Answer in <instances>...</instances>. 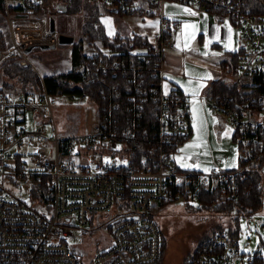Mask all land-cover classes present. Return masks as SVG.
<instances>
[{"label": "built area", "instance_id": "1", "mask_svg": "<svg viewBox=\"0 0 264 264\" xmlns=\"http://www.w3.org/2000/svg\"><path fill=\"white\" fill-rule=\"evenodd\" d=\"M54 1L0 0V17L7 22L13 40L0 51V60L9 57L29 64L28 46L60 42L62 32L56 30L51 10L47 11ZM168 1L205 14L218 13L240 27L234 81L237 94L206 95L203 99L228 119L232 136L237 134L241 154L234 168L214 164L208 171L183 169L176 162L179 144L192 135L193 127L188 95L180 87H163L165 56L176 48L165 9ZM251 1L99 0L102 14L160 18L155 40L130 43L132 59L113 58L126 51L99 41L95 51L87 53L103 57L95 69L82 74L84 77L94 80L101 73L122 71L124 75L131 71L128 98L133 105L127 129L119 126L114 113L119 103L112 92L118 85L107 90V81L102 91L110 103L102 115L95 117L85 134L63 138L56 132L53 105L89 100L87 93H50L44 84L39 91L1 90L0 264H84L66 240L72 235L66 227L86 226L93 213L108 211L116 203L119 221L111 230L113 241L98 250L92 264H156L162 255L163 231L153 215L165 203L182 201L199 206L204 192H219L229 200L239 198L244 170L264 164V11H254ZM38 9L48 16L40 17ZM52 18L54 30L50 28ZM144 69L159 80L151 85L149 95L143 89ZM147 97L154 108L156 132L136 161L138 120ZM28 113L34 118L32 129L27 125ZM47 121H52L55 129L49 141ZM11 185L20 191L14 193ZM134 215L137 217L127 218ZM210 237L199 245L193 264H233L239 253L238 239L227 230Z\"/></svg>", "mask_w": 264, "mask_h": 264}, {"label": "rangeland", "instance_id": "2", "mask_svg": "<svg viewBox=\"0 0 264 264\" xmlns=\"http://www.w3.org/2000/svg\"><path fill=\"white\" fill-rule=\"evenodd\" d=\"M63 6V1L55 0L53 6L50 5L47 11L51 10V14L56 18V30L73 35L75 37L74 42H76L83 38L81 32L82 17L57 11L62 9ZM166 7L165 4V9ZM38 15L45 18L48 13H39ZM2 19L0 18V30L3 31L7 47H9L13 44V40L8 30V24ZM29 23L30 25L34 24L33 26L36 27L35 22L29 20ZM240 37L239 26H234L228 19L218 22L213 15H209L208 29L203 41L190 46V50L198 58L196 62L186 59L187 75L196 79H210V62L222 65V61L225 60L226 64H228L227 67H224L225 76L231 81H236V72L230 71L229 68L232 64V54L239 49ZM97 41L94 42V45H89L85 42L84 52H94L97 48ZM176 41L181 44L182 38L178 37ZM99 42L101 43V41ZM71 48L72 45L60 43L53 48L40 46L33 48L29 56L41 63H48L55 61ZM8 58L1 59L0 63ZM2 82L3 75L0 71V87H2ZM202 96H205V93H202ZM202 96L200 94V102L196 106L193 105L191 107L194 134L190 138L191 140L185 139L179 144L178 151L175 154L176 162L183 169L205 171V169H209L214 164L223 168H234L238 164L241 152L238 147V141L232 136L233 127L225 116L212 110L204 102ZM98 116H100L98 106L91 99L62 101L53 105L56 132L62 138L85 134L88 127L94 122L95 117ZM28 117L27 125L32 129L34 127L32 113H28ZM45 127L49 141L55 136L54 124L52 121H47L45 122ZM181 149L184 151H181ZM11 189L14 193L20 191V188L16 185H11ZM227 200L229 199L222 193H218V197L210 204V208H200L197 204L172 201L165 203L160 210L155 212L153 215L154 219L162 229L166 240L164 254L157 264H186L188 255L194 251L201 239L214 233L213 231L221 225L225 227L233 225L238 228L236 238L239 241V253L235 257L233 264H264V175L263 205L258 210L249 215L241 214L235 221L232 218V212L228 215V213H221L213 209L214 205ZM117 211L118 204L116 203L108 211L93 213L91 220L86 226L75 224L66 227L68 232L72 233L66 240L80 256L84 264H92V259L98 250L112 243L113 236L108 223L115 218ZM255 255L262 258L261 262L253 261V256Z\"/></svg>", "mask_w": 264, "mask_h": 264}, {"label": "trees", "instance_id": "3", "mask_svg": "<svg viewBox=\"0 0 264 264\" xmlns=\"http://www.w3.org/2000/svg\"><path fill=\"white\" fill-rule=\"evenodd\" d=\"M64 2V10L62 12H67L69 14H75L82 17L81 32L83 38L74 42L72 45V61L73 67L69 71L54 72L52 74L44 75L40 77L38 72L30 65L21 64L13 58L5 59L0 63V71L3 75L2 87H0V92L3 89L8 88H20L25 92L28 91H39L41 90L43 84L50 93H87L89 98L95 102L98 106L99 114L101 115L105 108H107L110 103V98L106 99L103 97L102 89L105 88L104 83L107 81V90L111 87L117 86L116 91L112 92L113 99L118 101V106L115 107L114 113L116 114L119 126L121 128H128L127 115L130 113V108L133 105L131 100L128 98V90L131 88L128 76L131 75V71L124 73L122 71H117L115 75L113 71L104 75L91 79L89 76L84 77L82 74L87 69H95L100 63V58L103 57L101 53L89 56L84 52V43L89 45H94V42L99 40L104 45L110 46L113 49H124L126 52L120 56H113V58L118 57L120 59L129 60L134 58V56L128 53V48L130 43L134 41L135 43H147L150 39L147 36L140 35L134 32L129 34H122L117 32L114 36L107 34L104 24L101 21V6L99 0H61ZM106 8V3L102 2ZM251 6L254 11H264V0H252ZM0 10L2 7L0 5ZM41 13L42 10L38 9ZM122 15V14H120ZM3 20V19H2ZM5 21V20H3ZM119 44V45H117ZM7 43L3 31L0 30V49H5ZM93 59H96L93 63ZM232 64L229 70L235 71L237 52L232 54ZM224 67H227L226 61H222ZM115 71V70H114ZM143 78V89L147 90L149 95V89L151 85L158 84V78L152 74L149 69H144ZM104 77V78H103ZM238 84L234 81H227L221 78L212 80L205 89L207 96H219L227 93L237 94ZM144 102L143 109L141 110V117L139 118V127L137 132V139H139L138 149H136V154H134V160L137 161L139 156L143 154L148 146V143L154 138L156 132V120L154 117V108L150 102V97ZM233 138L237 139V134L233 135ZM263 165L249 166L247 167L240 179L241 193L236 200H227L223 203L213 206V209L218 212H225L228 215L232 212V218L236 221L239 215H249L256 210H258L263 205V175L262 170ZM218 193L204 192L201 195L200 208H210L211 203L218 197ZM225 206V207H223ZM225 208V209H224ZM226 210V211H225ZM119 217H115L108 223V227L112 230L117 224ZM233 220V221H234ZM234 221V222H235ZM227 230L230 232L232 237L236 238L238 234V228L229 226H220L217 231ZM213 233L206 235L198 243L194 251L190 252L187 257L186 264H193L194 256L196 255L199 245L210 239ZM163 244H162V255L164 254L166 248V240L164 233L162 234ZM159 259V261L161 260ZM260 256H253L254 262H261ZM158 261V262H159ZM157 262V263H158ZM156 263V264H157Z\"/></svg>", "mask_w": 264, "mask_h": 264}, {"label": "crops", "instance_id": "4", "mask_svg": "<svg viewBox=\"0 0 264 264\" xmlns=\"http://www.w3.org/2000/svg\"><path fill=\"white\" fill-rule=\"evenodd\" d=\"M166 6V14L170 19L169 31L174 38L176 48L175 50L167 52L165 56L163 87L165 90H169L173 87H180L190 98L191 110L193 105L196 106V104L200 102V94L202 96V93H205V88L212 80L221 78L229 81V79L225 76L223 64L221 65L216 62H210V79H196L189 77V75H187L185 65L186 59H191L196 62V59L198 58V56L190 50V46L195 43L197 44V42L203 41V37L208 29V16L213 15L218 22L225 21L227 19L218 13L207 12V14H205L203 10L185 6L175 1L166 2ZM184 9H189L190 11H185ZM100 18L105 26L107 34L109 35V31H112L113 34L110 36H114L117 32H121L122 34L134 32L147 36L151 40H155L160 31V18L158 16L141 19L136 16H124L113 13H107L106 15L103 13ZM106 18H111V26L104 22ZM8 30H10L9 27ZM178 37L182 38L181 44L177 43L176 41ZM73 43H66L65 45H73ZM32 49L28 51L29 58ZM30 59L31 63L26 65L32 66L38 72L40 77H43L47 74H52L54 72L69 71L73 67L72 48L68 52H64L62 56L55 61L48 63H41L34 60L33 58ZM205 97L206 93L205 96H202V99ZM193 134L194 128L192 135L187 140L192 138Z\"/></svg>", "mask_w": 264, "mask_h": 264}, {"label": "water", "instance_id": "5", "mask_svg": "<svg viewBox=\"0 0 264 264\" xmlns=\"http://www.w3.org/2000/svg\"><path fill=\"white\" fill-rule=\"evenodd\" d=\"M61 10L62 11L64 10V6H63V8ZM50 28H51V30L55 29V21H54L53 18L51 19V22H50ZM74 40H75V37L73 35H71V34L61 33L59 35V41L62 44L73 43ZM53 46H54V44H42L41 45V47H43V48H48V47H53ZM32 48H33V46H31V45L28 46L27 51H30ZM262 170L264 172V165L262 166ZM136 217L137 216H135V215L134 216H127V218H136Z\"/></svg>", "mask_w": 264, "mask_h": 264}, {"label": "snow or ice", "instance_id": "6", "mask_svg": "<svg viewBox=\"0 0 264 264\" xmlns=\"http://www.w3.org/2000/svg\"><path fill=\"white\" fill-rule=\"evenodd\" d=\"M185 11H190L189 9H184ZM194 14V13H193ZM106 24H108L109 26H111V18H106L105 19V21H104ZM113 33H112V31H109V35H112ZM229 39H231L230 37H229ZM207 46V45H206ZM225 47H227V45H225ZM205 55H207V53H205ZM194 111H196L195 109H194ZM229 131H231L230 129H229ZM189 147H191V145H189ZM181 151H184L183 149H181ZM124 163H127L126 161H124ZM185 167H189L188 165H184ZM197 167H198V165H197ZM205 171H208V169H205Z\"/></svg>", "mask_w": 264, "mask_h": 264}]
</instances>
